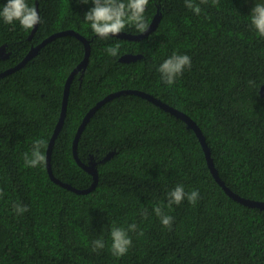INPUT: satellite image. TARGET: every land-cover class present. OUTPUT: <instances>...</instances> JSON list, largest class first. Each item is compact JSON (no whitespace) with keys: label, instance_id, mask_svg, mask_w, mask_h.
I'll list each match as a JSON object with an SVG mask.
<instances>
[{"label":"trees","instance_id":"trees-1","mask_svg":"<svg viewBox=\"0 0 264 264\" xmlns=\"http://www.w3.org/2000/svg\"><path fill=\"white\" fill-rule=\"evenodd\" d=\"M196 14L185 0H149L144 13L158 26L141 39L100 40L84 14L89 0H26L41 23L24 30L0 17V72L16 66L33 46L39 51L22 67L0 77V264H264V208L230 196L209 167L196 131L181 117L137 93L160 98L192 116L207 137L225 184L242 197L264 201V37L251 26V9L264 0H213ZM7 0H0L2 10ZM91 52L86 68L71 82L67 116L47 151L62 111L66 81ZM124 31L137 34L129 25ZM56 35L54 37H51ZM119 45L117 57L105 49ZM126 53L141 58L123 61ZM173 53L188 55L176 82H162L158 66ZM95 109L78 142L87 164L97 161L99 181L79 165L74 138ZM45 162L25 164L36 140ZM113 152L111 157H108ZM177 185L199 191L168 206ZM27 206L17 214L15 205ZM173 218L162 225L154 211ZM146 213V215H145ZM135 224V230L129 225ZM127 231L131 246L122 257L111 251V228ZM140 233H143L142 235ZM104 248L93 251V242Z\"/></svg>","mask_w":264,"mask_h":264},{"label":"clouds","instance_id":"clouds-1","mask_svg":"<svg viewBox=\"0 0 264 264\" xmlns=\"http://www.w3.org/2000/svg\"><path fill=\"white\" fill-rule=\"evenodd\" d=\"M88 3L89 0H83ZM219 0H213V4H218ZM94 5L85 14L84 19L90 24L92 32L100 40H108L111 37H116L121 34L129 25L135 28V31L143 34L148 30V25L145 22L144 13L149 4V0H91ZM201 3H207V0H201ZM186 7L191 9L196 14L201 12L199 5H196L192 0H185ZM251 26L256 30L260 37H264V2L256 3L251 9ZM0 17L3 18L5 24H13L18 21L24 30H32L37 24H40L41 16L37 8L30 7L26 0H7L2 10ZM72 30V29H71ZM88 39V38H87ZM86 47V45H85ZM111 57H117L119 54V45L116 47H107L105 49ZM191 67V59L188 55H173L165 59L157 68L161 74L160 79L165 84L171 86L176 82L178 76L183 74L184 69ZM66 88V86H65ZM71 89V86H70ZM70 93V92H69ZM46 142L43 139L35 141L31 153V158L25 153V164L29 167H37L45 162V156L41 149ZM2 195V192H0ZM168 206L173 204H181L185 197L189 203L195 204L199 198V191L194 190L190 193L184 191L183 185H177L172 191L167 193ZM27 206H14V211L17 214H22L27 211ZM156 215L160 217L161 223L167 228H171L173 218L162 214L161 207L157 206L154 209ZM146 215V213H145ZM136 225H129L130 230H135ZM141 235L143 233H140ZM111 251L116 257L124 256L131 246V238L127 235V231L123 228L113 226L110 231ZM104 241L97 239L93 242V251L104 248Z\"/></svg>","mask_w":264,"mask_h":264},{"label":"water","instance_id":"water-1","mask_svg":"<svg viewBox=\"0 0 264 264\" xmlns=\"http://www.w3.org/2000/svg\"><path fill=\"white\" fill-rule=\"evenodd\" d=\"M160 18H161V14L157 13L156 16L154 17L152 23L149 25L148 30L145 33H143V34H140V33L135 34V33L123 31L118 36L129 38V39H136V40L141 39L142 37L148 35L151 31H153L158 26ZM37 25L35 26V30H36ZM62 33H72V34H75L77 37H79L81 40H83L85 45H86L87 52H86V58L84 59V61L78 66V68L74 69L71 72V74H70V76L68 78V83L66 85L65 93H64V97H63V103H62L63 105H62L61 115H60L59 120H58V122L56 124L55 130L53 132V135H52V138H51V141H50L49 149L47 151V156H46V158H47V166H48V170H49V173H50L51 177L56 182H59L62 185L67 186L70 189H73V190H76V191H79V192H86V190H79V189L75 188L73 185H71L69 183H66V182L62 181L61 179H59L58 177H56L54 172H53L52 165H51L52 147H53L55 138L58 136L59 132L63 128L64 122H65V119H66V116H67L68 102H69L68 98H69V92H70V82H71V80H73L74 75H75V73L77 71H79L81 69L84 70V68H86V66L88 64V61H89V55H90V52H91L90 41L85 36H83L81 33L75 32L73 30H69V31H63V32L56 33V35L62 34ZM56 35H53L51 37H54ZM39 46L40 45L36 46L35 48H39ZM34 52H36V49L33 50L30 54H28V56L26 58H24V60L21 61L19 63V65L17 64V66L11 67V68H9V69H7L5 71L0 72V77L12 72L13 70H15L16 68L21 66V64H24L31 56L36 54ZM8 56H9V52L6 51V47L4 45L0 46V59L1 58H7ZM142 56H143V54H141V53H126L123 56H121L120 59L123 60V61H131V60H135V59L141 58ZM121 93H137V94H139V95H141L143 97L148 98L149 100H151L155 104L163 107L164 109L172 112L173 114H175L178 117H181L183 120H185L187 122L188 126L193 128L196 131L197 136H198V138H199V140H200V142H201V144H202V146H203V148H204V150L206 152V156H207L209 167L211 168V171L216 176L218 182L223 186L225 191L230 196H232L235 199L241 201L242 203H245V204L250 205V206H257V207L264 208V201L248 199V198L242 197L241 195H239V194L235 193L234 191H232V189L229 188L225 184V181L220 177L219 172H218V170H217V168L215 166L213 157L211 155L210 147H209V144L207 142V137H206L205 133L203 132L202 128L199 126V124L195 121V119L192 116H190L186 112L180 110L179 108L168 104L167 102L163 101L160 98L154 97L153 95H151V94H149L147 92H143V91L136 90V89L135 90H121V91H116V92H114L112 94H109V95H107L105 97V99H103L101 102H99L100 105L103 104L108 99H111L112 97H114L116 95H119ZM261 93L264 95V84H263V86L261 88ZM94 111H95V109L93 108L90 112H88L86 114L83 122L81 123V125L78 128V131H77L76 136L74 138V144H73L74 145V155H75L76 159L78 160L79 164L85 170H87L94 178V182H93L92 187H95L96 184L99 181V170H98L97 164L95 162H90L89 164H87L86 162H84L81 159V157L79 155V152H78V142H79V139H80V137L82 135L83 130L86 127L87 122L89 121V119H90V117H91V115L93 114ZM112 155H113V152H111L108 157H111Z\"/></svg>","mask_w":264,"mask_h":264},{"label":"flooded vegetation","instance_id":"flooded-vegetation-1","mask_svg":"<svg viewBox=\"0 0 264 264\" xmlns=\"http://www.w3.org/2000/svg\"><path fill=\"white\" fill-rule=\"evenodd\" d=\"M38 46V45H37ZM36 46H33L32 48H31V50L29 51V53L28 54H30L33 50H35L36 49V52H34V53H37L38 51H39V48H40V46H39V48H35ZM28 54H27V56H28ZM26 56V57H27ZM25 57V58H26ZM121 60V59H120ZM25 64V63H24ZM24 64H21V66H19V67H22ZM19 65V64H18ZM17 66V65H16ZM18 67V68H19ZM17 69V68H16ZM75 69V68H74ZM71 82H72V80H71ZM71 82H70V86H71ZM67 83H68V79H67V81H66V85H67ZM81 125V124H80ZM83 160V159H82ZM84 161V160H83ZM85 162V161H84ZM91 162H95L96 164H97V161L96 160H93V161H91ZM80 165V164H79ZM81 166V165H80Z\"/></svg>","mask_w":264,"mask_h":264}]
</instances>
